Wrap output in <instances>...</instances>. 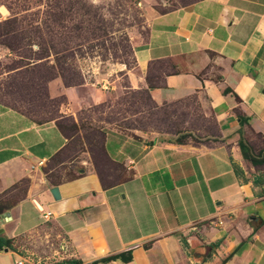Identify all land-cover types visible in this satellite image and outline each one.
Masks as SVG:
<instances>
[{
	"label": "crops",
	"instance_id": "obj_1",
	"mask_svg": "<svg viewBox=\"0 0 264 264\" xmlns=\"http://www.w3.org/2000/svg\"><path fill=\"white\" fill-rule=\"evenodd\" d=\"M185 1L148 10L128 89L158 107L195 99L216 134L179 144L106 126L100 162L87 148L90 167L54 183L45 167L69 143L56 120L0 102V202L16 198L0 214L13 246L0 264H264V163L240 148L264 151V0ZM49 88L76 122L110 99L58 79ZM121 255L131 260L102 261Z\"/></svg>",
	"mask_w": 264,
	"mask_h": 264
},
{
	"label": "rangeland",
	"instance_id": "obj_2",
	"mask_svg": "<svg viewBox=\"0 0 264 264\" xmlns=\"http://www.w3.org/2000/svg\"><path fill=\"white\" fill-rule=\"evenodd\" d=\"M185 2L0 0V102L20 108L37 122L59 118L69 137H74L45 167L52 182L84 173L90 167V157L83 154L87 148L100 162L99 143L93 140L89 146L83 140H98L97 130L78 132L70 118L61 119L58 110L66 99H51L49 88L57 79L65 87L86 85L110 98L106 104L87 108L81 115L84 126L88 119L101 126L110 120L133 136L162 133L201 140L216 134L211 117L195 99L155 107L144 91L128 89L126 75L135 67V41L148 34V10L165 13ZM15 201L9 197L4 204Z\"/></svg>",
	"mask_w": 264,
	"mask_h": 264
},
{
	"label": "trees",
	"instance_id": "obj_3",
	"mask_svg": "<svg viewBox=\"0 0 264 264\" xmlns=\"http://www.w3.org/2000/svg\"><path fill=\"white\" fill-rule=\"evenodd\" d=\"M8 20H10V19H7V20H5V22L6 21H8ZM3 22V21H2ZM68 87V86H67ZM145 93H146V95L148 96V99H149V101L153 104V105H155L154 103H153V101H152V99L149 97V95H148V93L146 92V91H144ZM225 93H228V90H226L225 91ZM103 104H106V103H103ZM155 107H158V106H156L155 105ZM63 118H70V117H61V119H63ZM71 120H72V122H73V125H74V128L76 129V130H79L78 132H80L81 130L83 131V130H85V129H87V130H93V129H96L97 130V132H98V134H99V139L103 136V134H102V131L104 130V128L106 127V126H114V127H116L117 129H119V130H121V131H123V132H125L123 129H122V127H120V125H117L116 123H114V122H112V121H110V120H108V121H106V122H103L104 124L102 125V126H100L99 125V123H97L96 121H94L93 119H88V124H86L85 126L83 125L84 124V122H82L81 120L79 121V122H76V120L74 119V118H70ZM52 120H56V122H57V126H58V128L60 129V131L63 133V135L65 136V138L68 140V141H71V139L72 138H74V137H69V135L66 133V130H67V128L65 127V126H63L62 125V123L60 122L61 120L58 118V119H51V120H49V121H52ZM48 122V121H47ZM40 123H44V122H40ZM102 130V131H101ZM128 134V133H127ZM130 135V134H129ZM133 136V135H132ZM134 137H137V136H134ZM178 138L175 140V142H177V143H179V144H186L188 141H189V139L190 138H193L192 136H181V137H179V136H177ZM98 139V140H99ZM83 140H84V142H87L88 143V145L90 146L91 144H92V142H93V140L94 141H96V144H98L99 142H97L98 140H95V139H91V138H88V137H84L83 138ZM191 140V139H190ZM192 141H194V142H201V140H196L195 138H193L192 139ZM99 146H100V144H98ZM68 146V145H67ZM67 148V147H66ZM66 148L63 150V151H61L55 158H57L60 154H62L65 150H66ZM240 148H241V151H242V153H243V155H244V157H245V159H247V160H249L253 165H255V166H260V165H262L263 163H264V151L263 152H261L259 155H255L253 152H252V150H251V147H250V145L248 144V143H246L245 142V140L244 139H241V141H240ZM54 158V159H55ZM53 159V160H54ZM47 172V171H46ZM3 208H2V207ZM5 209H6V205L4 204V202L2 201V202H0V214H2L3 213V211H5ZM2 248H9V249H12L13 248V246H12V241L11 240H9V239H5V238H2L1 236H0V249H2ZM114 259H121V260H123L124 262H129L130 260H131V257L129 256V257H126V256H123V255H121V256H116V257H111V258H107V259H104V260H102L103 262H108V261H110V260H114ZM75 264H77V263H75Z\"/></svg>",
	"mask_w": 264,
	"mask_h": 264
},
{
	"label": "water",
	"instance_id": "obj_4",
	"mask_svg": "<svg viewBox=\"0 0 264 264\" xmlns=\"http://www.w3.org/2000/svg\"><path fill=\"white\" fill-rule=\"evenodd\" d=\"M51 193L53 195V198L55 200H60L61 198V194H60V189L58 187H55L53 189H51ZM3 233V230L0 229V235ZM6 251H8V249H5Z\"/></svg>",
	"mask_w": 264,
	"mask_h": 264
},
{
	"label": "built area",
	"instance_id": "obj_5",
	"mask_svg": "<svg viewBox=\"0 0 264 264\" xmlns=\"http://www.w3.org/2000/svg\"><path fill=\"white\" fill-rule=\"evenodd\" d=\"M103 89H108V87L106 85H103ZM40 211L42 213H44V211L40 208ZM52 216V214L50 212H47L45 215H44V219H47L49 220V218ZM220 225H223V222H220ZM22 264V263H20Z\"/></svg>",
	"mask_w": 264,
	"mask_h": 264
}]
</instances>
